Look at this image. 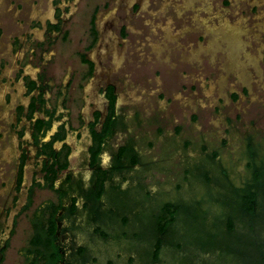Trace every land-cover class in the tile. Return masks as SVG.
Returning a JSON list of instances; mask_svg holds the SVG:
<instances>
[{
    "label": "rangeland",
    "instance_id": "1",
    "mask_svg": "<svg viewBox=\"0 0 264 264\" xmlns=\"http://www.w3.org/2000/svg\"><path fill=\"white\" fill-rule=\"evenodd\" d=\"M57 17L64 20L59 31L48 25ZM80 54L97 67L88 87L86 78L81 80L86 65L79 63ZM20 65L31 77L45 74L52 101L66 84L63 97L71 106L85 97L93 101L97 79L114 82L118 109L127 117L124 128L130 132H123L122 141L132 139L143 162L138 171L122 176L128 181L141 176L153 196L175 194L192 207L201 195L229 200L230 192L215 185L223 178L221 169L240 183L248 141L257 153L254 163L264 159V0H0V227L6 228L16 215L3 264H23L32 207L51 196L36 189L32 207L16 214L25 200L31 167L27 164L22 191L15 193V163L22 146L33 153L26 142L29 134H17L12 119L15 105L27 99L17 73ZM85 110L89 112L87 104ZM214 151L217 157L209 155ZM177 183L181 197L174 193ZM137 192L122 202L141 201ZM149 201L137 206L139 214L154 207L153 199ZM220 203L211 206L215 219L226 210ZM212 221L185 218L178 228L181 234L200 229L204 237ZM260 227L259 222L256 235L239 230L244 234L231 245L234 253L219 259L218 251L208 253L207 260L214 261L208 264H264ZM105 244L104 254L114 264L130 254L136 257L125 243ZM178 255L168 250L164 260L174 261ZM192 262L198 260L183 263Z\"/></svg>",
    "mask_w": 264,
    "mask_h": 264
},
{
    "label": "flooded vegetation",
    "instance_id": "2",
    "mask_svg": "<svg viewBox=\"0 0 264 264\" xmlns=\"http://www.w3.org/2000/svg\"><path fill=\"white\" fill-rule=\"evenodd\" d=\"M57 20L48 25L59 31L64 20L60 17ZM79 63L86 65L81 80L86 78L85 87H88L97 77V67L84 54L79 55ZM25 67L20 65L17 73L22 78L27 99L15 105L12 119L17 134H29L26 142L33 153L22 146L15 163L12 187L15 193L22 191L27 164L31 167V176L24 188L25 200L16 214L32 207L36 189L51 193L32 207L28 244L37 230L39 248L46 237L54 243L55 256L50 255L47 264H111L110 255L104 254L108 240L100 237L98 230H108L109 206L112 215L119 214L116 206L108 201L113 200L111 195L133 183L132 178L128 181V176L122 173L134 171L143 163L134 141V144L132 139L122 141L123 132L129 130L124 128L126 115L118 109L116 85L97 79L93 101L85 97L83 101H71V106L65 99L66 84L52 101L49 79L43 73L31 77L25 73ZM86 104L89 112L85 110ZM134 159L138 162H133ZM99 190L103 195L98 194ZM15 227L16 215L6 228L0 227L3 234L0 264L4 262ZM21 255L23 264H32L36 258L28 249H23ZM42 257L40 252L35 264H44ZM122 264L138 262L128 257Z\"/></svg>",
    "mask_w": 264,
    "mask_h": 264
},
{
    "label": "trees",
    "instance_id": "3",
    "mask_svg": "<svg viewBox=\"0 0 264 264\" xmlns=\"http://www.w3.org/2000/svg\"><path fill=\"white\" fill-rule=\"evenodd\" d=\"M245 154L247 157L246 174L242 180L240 179L239 184L234 183L230 179L224 168L221 169L223 178L215 182V185L219 186V190L225 188L230 192L229 200L213 198L208 200L205 197H201V195L200 198L193 201V207L192 204H186L174 197L175 194H170L166 198L164 196L161 197V194L153 196L150 190L143 185V178L136 175L135 178H132L133 183L129 184L126 189L112 194L114 201L108 200L110 204L116 206L119 214L117 217L114 214L112 215L111 207L109 206L107 213L110 214V217H108V224H106L108 230H98V235L117 244L125 243L128 248L136 253V257L130 254L129 258H135L137 262L139 260L141 263L138 262V264H184V260H190L191 258L198 260L196 264H208V253L215 254L218 251L217 259L224 257V255H229V253L233 254L234 249L231 248V245L238 242L244 234L239 230L245 229L248 233L256 235L259 222L260 228L264 229V159L260 160L259 163H254L257 153L249 141L247 142ZM209 155L217 157L215 151ZM136 160L134 159L133 162H138ZM135 171H138V168ZM185 171L186 179L188 169L185 168ZM203 177L206 182L210 181V177L206 172H204ZM176 188L174 193L180 192L177 196L181 197V185L177 183ZM134 190L138 191L137 195L140 196L141 201H137L138 203L135 202L134 204L129 201L128 203L122 202V198L126 200L127 196L132 199L130 194ZM100 192L103 195L102 190H99L98 194ZM150 199H153L154 207L151 210L147 208L142 214H139L137 206L144 207L146 203L150 202ZM217 200L219 203L221 202L223 209L226 210L215 219L212 216L214 210L211 206L214 207V202H218ZM229 203H231V206ZM201 206H207L208 208ZM185 218L192 222L200 220L202 223L205 220L214 219V222L212 221L211 223V232L204 233V237L200 236V233H202L200 229L181 234V229L178 227L185 221ZM145 221L147 226H145ZM37 233L38 231L36 230L30 240L28 251L35 254L36 258L41 252V256H44L42 258L45 259L44 264H47L50 255L55 256L54 243L46 237L44 241L42 240L39 248ZM258 241L262 244L259 257L260 261H263L264 238L258 237ZM105 249L108 252V246ZM141 249H143V253H139ZM168 250L179 255L177 259L167 263L164 260V254ZM237 253L239 257L243 255V252L239 250H237ZM119 255L117 258L120 257ZM36 258H34L32 264L38 261V258ZM211 259L214 260V256ZM109 263L112 264L113 259ZM192 263L195 264L194 262Z\"/></svg>",
    "mask_w": 264,
    "mask_h": 264
}]
</instances>
